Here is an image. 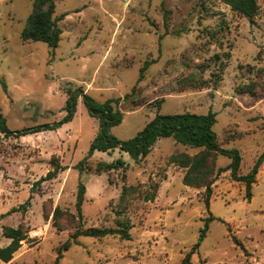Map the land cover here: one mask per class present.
<instances>
[{
    "label": "rangeland",
    "instance_id": "1",
    "mask_svg": "<svg viewBox=\"0 0 264 264\" xmlns=\"http://www.w3.org/2000/svg\"><path fill=\"white\" fill-rule=\"evenodd\" d=\"M256 2L250 21L225 0H54V16L66 15L58 21V45L51 48L21 39L33 0H0L5 124L21 130L61 120L68 89L98 102L112 100L122 119L108 131L120 140L134 137L157 113L213 111L218 144L238 150L237 175H246L264 152V0ZM101 123L80 94L72 117L56 129L0 131V215L18 207L0 220V247L7 240L3 226L22 223L29 229L13 261L54 264L76 227L128 221L129 239L79 235L58 264H179L198 242L192 264H264V159L250 198L228 168L211 185L207 207L204 187L185 185L186 168L171 162L174 154L193 156L201 148L162 137L140 162L119 149L88 157ZM119 157L127 166L106 167ZM231 162L227 155L215 156L216 168ZM58 165L65 169L40 181ZM79 182L85 186L81 219ZM123 185L131 189L121 200ZM152 194V201L145 199Z\"/></svg>",
    "mask_w": 264,
    "mask_h": 264
},
{
    "label": "trees",
    "instance_id": "2",
    "mask_svg": "<svg viewBox=\"0 0 264 264\" xmlns=\"http://www.w3.org/2000/svg\"><path fill=\"white\" fill-rule=\"evenodd\" d=\"M230 5L231 9L239 12L250 21L256 14L258 5L256 0H225ZM55 3L54 0H33L32 11L28 15L25 25L21 31V39L23 41H42L47 43L51 48L58 45L61 28L58 26V21L63 19L65 13L54 16ZM150 61L146 60L141 68V74L138 80L140 81L143 76L144 70L148 67ZM5 86V85H3ZM134 89V88H133ZM73 91L67 90L66 106L67 114L59 121L53 123L39 124L34 127H26L21 130H10L5 120L0 113V131L5 135L16 134L24 135L28 133L39 132L43 130H53L58 128L63 122L68 121L75 110L76 97L80 94L83 97V102L87 107L89 114L101 117L102 123L98 134L95 136L90 144L88 150V157L93 154L94 151H105L110 153L114 149H119L129 155L130 159L134 162H140L150 152L152 146L159 138L171 137L175 141L190 145L201 150L190 156L185 153L174 154L171 156V162H176L179 166L186 168L182 177V181L185 185L192 187H204L205 190V204L209 206V199L212 193L211 185L214 183L216 176L222 171L231 168V175L237 181H242L246 188V197L250 198V188L253 182H255V175L258 172L259 166L264 159V152L256 159L254 165L246 175H237V170L240 164V154L237 149H224L217 141V136L213 131V124L216 121V114L213 111H208L204 114H198L193 112H180L161 114L157 113L155 117L147 123L144 128L139 131L134 137L127 140H120L112 135L108 128L118 124L122 116L118 109L114 108L112 100H106L104 102H98L93 100L83 90ZM129 94L125 95V98ZM162 100H159L158 106H160ZM224 154L232 158V162L226 168L215 167V156L218 154ZM127 166V162L119 157L110 163L106 164L109 169L123 168ZM65 167L57 166L50 170L44 177L40 178V181L54 178L59 170H64ZM131 189V186L123 185L120 193V199L124 200ZM85 186L82 182L78 183V190L76 194V210L79 219H81V204L84 199ZM155 198V194L145 198L148 201H152ZM29 205V200L21 204L19 207L23 210ZM18 210L12 208L8 212L0 215V220L4 215H8ZM60 213L59 208H55L52 219L56 222V217ZM210 215L206 220L213 219ZM120 222L119 220H117ZM53 222V223H54ZM54 226L57 229L60 228L56 223ZM129 222L123 221L118 224L117 227H92L89 229H82L80 226L76 227L74 232L70 235V238L65 240L61 246L57 249V255L54 260V264H58L59 259L62 257L63 251L67 250L71 245V239L75 240L79 235H90L93 237H104L107 235H119L122 239H129ZM207 228V222L205 227L201 231L200 237L205 235ZM29 229L22 223L17 226H3V236L10 239L9 243L3 247H0V260L8 264H18L13 261L15 252L21 247V242L27 240ZM233 240L243 247L242 243L233 236ZM199 243V242H198ZM198 243L193 249L186 253L183 260L179 264H192L191 255L197 248Z\"/></svg>",
    "mask_w": 264,
    "mask_h": 264
},
{
    "label": "crops",
    "instance_id": "3",
    "mask_svg": "<svg viewBox=\"0 0 264 264\" xmlns=\"http://www.w3.org/2000/svg\"><path fill=\"white\" fill-rule=\"evenodd\" d=\"M6 238H7V237H6ZM9 241H10V239H9V238H7V240L5 241V244H4V246H5V245H7V244L9 243ZM21 247H22V246H21ZM21 247H20V248H21ZM20 248H19V249H20ZM19 249H18V250H19ZM18 250H17V251H18ZM0 261H1V260H0ZM2 262H3V261H2ZM4 264H8V263L4 262Z\"/></svg>",
    "mask_w": 264,
    "mask_h": 264
}]
</instances>
